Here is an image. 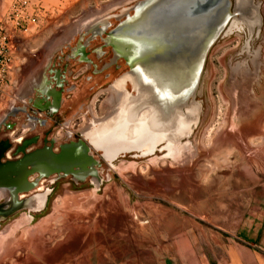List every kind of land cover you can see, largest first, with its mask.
Instances as JSON below:
<instances>
[{
    "label": "rangeland",
    "instance_id": "rangeland-1",
    "mask_svg": "<svg viewBox=\"0 0 264 264\" xmlns=\"http://www.w3.org/2000/svg\"><path fill=\"white\" fill-rule=\"evenodd\" d=\"M116 1L0 0V20L23 11L39 22L15 35L17 69L9 99L23 62L32 68L61 31ZM245 15H254L248 6ZM229 47L209 56L202 99L209 113L197 131L195 152L181 163L120 158L99 194L63 190L35 225L14 239L9 231L0 237V264H185L197 252L219 256L240 239L264 249V106L249 112L236 105L231 111L223 92ZM112 97L97 104L95 115H105Z\"/></svg>",
    "mask_w": 264,
    "mask_h": 264
},
{
    "label": "water",
    "instance_id": "water-1",
    "mask_svg": "<svg viewBox=\"0 0 264 264\" xmlns=\"http://www.w3.org/2000/svg\"><path fill=\"white\" fill-rule=\"evenodd\" d=\"M245 6L254 15L246 17ZM108 9L119 12L108 44L128 66L115 82L120 89L114 111L88 127L80 147L63 146L59 154L52 148L29 154L32 143L25 142L16 151L22 159L3 163L19 140L0 143V185L16 187L15 194L25 192L36 175L40 180L72 175L101 184L92 152L111 165L126 155L151 158L153 164L185 161L196 151L197 131L209 113L202 99L211 51L246 29L253 37L264 22V0H119ZM90 21L91 16L82 17L69 31Z\"/></svg>",
    "mask_w": 264,
    "mask_h": 264
},
{
    "label": "flooded vegetation",
    "instance_id": "flooded-vegetation-1",
    "mask_svg": "<svg viewBox=\"0 0 264 264\" xmlns=\"http://www.w3.org/2000/svg\"><path fill=\"white\" fill-rule=\"evenodd\" d=\"M118 13L107 8L93 14L90 23L73 31H61L47 43L41 56H35L32 68H28L29 62L21 64L13 98L5 112L7 125L0 128V143L12 137L19 142L12 145L3 163L22 159L24 155L16 151L25 142L32 143L26 150L29 154L50 148L59 154L63 146L80 147L88 127L102 122L114 111L117 103L111 109L108 107L103 117L95 115L101 100H108L112 94L117 98L115 82L128 71L126 62L116 59L113 47L108 44V37L118 24L113 17ZM226 46L230 47L225 57L223 92L231 111L236 105L249 112L256 105L264 106V22L253 37L247 29L235 33L227 41H221L218 48L215 46L210 56L216 48L219 53ZM126 88L131 90L130 85ZM92 156L97 162L94 167L101 179L99 185L92 178L80 182L72 175H54L42 180L33 176L25 192L18 194H15L16 187L0 185V237L9 231L8 238L14 239L20 236L22 228L35 225L48 214L63 190H92L99 194L104 185L112 181L111 175L118 169V163L111 165L95 152ZM133 156L124 158L132 160ZM24 219H27L25 224L20 226ZM4 244L0 241V254Z\"/></svg>",
    "mask_w": 264,
    "mask_h": 264
},
{
    "label": "built area",
    "instance_id": "built-area-1",
    "mask_svg": "<svg viewBox=\"0 0 264 264\" xmlns=\"http://www.w3.org/2000/svg\"><path fill=\"white\" fill-rule=\"evenodd\" d=\"M22 4L26 6L28 3ZM38 23L36 14L28 15L23 11L13 19L4 17L0 20V109L7 107L12 100L9 99V92L13 85L12 74L17 58L15 35L28 33L31 27L34 28Z\"/></svg>",
    "mask_w": 264,
    "mask_h": 264
},
{
    "label": "crops",
    "instance_id": "crops-1",
    "mask_svg": "<svg viewBox=\"0 0 264 264\" xmlns=\"http://www.w3.org/2000/svg\"><path fill=\"white\" fill-rule=\"evenodd\" d=\"M3 110L4 112L1 111L3 113L0 117V128L2 125H7V119L4 122L1 121L2 118L6 116L5 112L7 107ZM12 141H15V137L12 138ZM176 253L182 254L181 251H177V246ZM181 264L183 263L181 262ZM185 264H264V249L260 248L257 244L240 239V242L233 241L232 243L227 244L219 256L215 254L209 256L205 252H197L195 260L191 263L185 262Z\"/></svg>",
    "mask_w": 264,
    "mask_h": 264
},
{
    "label": "bare ground",
    "instance_id": "bare-ground-1",
    "mask_svg": "<svg viewBox=\"0 0 264 264\" xmlns=\"http://www.w3.org/2000/svg\"><path fill=\"white\" fill-rule=\"evenodd\" d=\"M264 11V10H263ZM116 86L118 87V89H117V92H118V95H119V85L118 84H116ZM118 95H117V98H116V96H115V94H113V97H112V99H110V101L108 102V107L111 109L113 106H114V104L115 103H117V99H118ZM117 105V104H116ZM238 135H236V137H237ZM235 137V138H236ZM26 203V202H25ZM22 205H23V203H22ZM25 206V205H24Z\"/></svg>",
    "mask_w": 264,
    "mask_h": 264
}]
</instances>
